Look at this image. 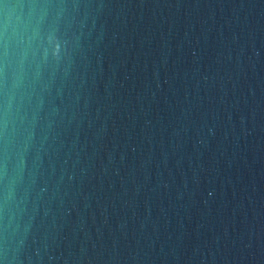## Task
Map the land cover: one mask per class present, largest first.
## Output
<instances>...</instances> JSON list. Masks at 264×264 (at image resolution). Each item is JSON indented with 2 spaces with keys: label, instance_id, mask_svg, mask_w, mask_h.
I'll return each instance as SVG.
<instances>
[{
  "label": "water",
  "instance_id": "water-1",
  "mask_svg": "<svg viewBox=\"0 0 264 264\" xmlns=\"http://www.w3.org/2000/svg\"><path fill=\"white\" fill-rule=\"evenodd\" d=\"M0 264H264V0H0Z\"/></svg>",
  "mask_w": 264,
  "mask_h": 264
}]
</instances>
